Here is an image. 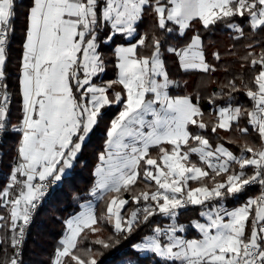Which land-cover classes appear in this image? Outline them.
Instances as JSON below:
<instances>
[{"label":"snow or ice","instance_id":"obj_1","mask_svg":"<svg viewBox=\"0 0 264 264\" xmlns=\"http://www.w3.org/2000/svg\"><path fill=\"white\" fill-rule=\"evenodd\" d=\"M20 7L23 12L17 0H0V137L9 131L15 21L22 16L24 22L17 77L22 115L11 126L19 140L0 186V208L7 212L0 227L10 233L12 250L3 264H23L21 245L33 213L50 185L70 178L104 109L113 105L120 110L106 126L94 172L95 190L112 195L99 218L89 206L67 221L51 264H98V251L79 245L86 230L101 232V223L112 234L92 243L104 249L150 226V234L131 247L161 264H264V0H28ZM145 16L151 28L140 34ZM195 25L204 31L222 25L233 41L250 39L240 57L248 79L238 86L234 75L213 93L210 104L224 96L229 103L216 108L211 126L199 98L194 103L169 94L174 81L163 58L174 55L185 72L217 70ZM118 37L125 41L111 48L118 76L96 83L106 70L102 48ZM173 38L184 39L183 46L165 47ZM212 56L221 60L218 51ZM117 85L121 90L112 91ZM241 91L250 107L230 102ZM209 127L212 134L235 131L244 140L240 154L221 143L213 147L205 134ZM252 186H259V195L233 209L225 206ZM129 204L135 207L125 215ZM189 207L199 211L186 228L179 216ZM189 229L197 235L187 238Z\"/></svg>","mask_w":264,"mask_h":264},{"label":"trees","instance_id":"obj_2","mask_svg":"<svg viewBox=\"0 0 264 264\" xmlns=\"http://www.w3.org/2000/svg\"><path fill=\"white\" fill-rule=\"evenodd\" d=\"M21 2L27 4L28 0H17L18 12H23V8L20 7ZM151 23V18L145 16L143 22L138 26V32L143 34L148 31L151 28ZM15 27L16 32L11 42L7 79L8 91L12 96L8 111L9 131L0 139V186H3L7 182L10 166L14 162L15 146L19 140V135L11 131V126L17 125L22 115L17 79L23 40L24 22L22 16H18L16 19ZM194 31H200V34L203 36L207 61L210 64H214L217 70L209 74L195 70L185 72L179 68L177 57L164 53L163 58L166 70L169 78L174 81V84L169 89V93L172 95L189 96L194 103L199 98V106L204 113L203 119L211 126L215 120V108L229 103L227 97L224 96L217 99L215 104H210L209 99L213 96V93H221L224 83L234 75L238 77V86L240 79H244L245 81L248 79L245 72L240 68V57L244 55V45L249 43L250 39H242L239 42L233 41L230 32L222 25L210 31H204L200 29L199 25H195ZM192 34L194 32H189L188 36ZM172 36L175 37L176 33H173ZM118 43H125V41H122L118 37L113 45L102 48V52L107 61L106 70L96 80V83L116 79L115 61L112 57L111 48ZM183 44L184 39L173 38L168 40L165 47L169 45L178 47ZM233 45L235 46L233 47ZM229 50H231L232 54H228ZM141 51L145 52L146 50L142 49ZM217 51L221 55L220 61H215L212 56V53ZM225 69L228 71L226 72ZM120 90L121 87L117 85L112 91ZM230 102L243 105L244 107H250V102L244 96L243 91L236 93ZM119 110V105H113L104 109L103 117L99 125L90 135L84 151L74 162V167L69 170L68 174L70 178L62 179L61 182L55 184L49 195L41 200L38 208L33 213L32 222L25 232L24 242L21 245L22 254L20 258L23 264H51L55 250L59 246V241L66 229L67 219L80 209L82 203L91 198L95 179L94 168L98 162V154L103 149L106 126L117 115ZM244 123V121H241V126ZM205 134L212 145L220 142L235 154L240 152V146L244 143V140L235 131L225 132L220 130L218 134H212L209 127ZM228 140H232L233 142L228 143ZM254 142L259 143L258 141ZM151 151V155L158 154V150L155 148ZM190 183L192 186L196 185L195 183ZM143 188L144 186L141 184L137 190ZM259 191V186H252L240 199H231L225 203L229 206L237 205L245 201L249 196L259 195ZM111 195V193L105 194L101 199L97 200L95 215L98 218L105 212L107 201ZM125 198H128L127 194H125ZM134 207L135 205L133 204L127 205L124 214L127 215ZM198 211L199 209L196 207H189L183 210L179 216V221L188 224L190 220L197 218ZM0 215H7L6 210L0 208ZM159 220L160 218L157 217L153 221V224ZM99 226L103 230L96 234H92L86 230L82 234V242L79 245L80 249L92 248L94 252L98 251L99 254L95 257L98 264H161L159 258L152 256L150 253H134L131 247L132 244L141 241L145 235L150 234V226L141 227L129 239H120L118 244L114 239L112 241L113 246L108 249L92 243L97 236L107 239L112 234V228L107 223H101ZM193 234L196 233L194 232ZM9 235L10 233L6 228L0 227V264H3L7 257L12 254V250L7 243Z\"/></svg>","mask_w":264,"mask_h":264},{"label":"crops","instance_id":"obj_3","mask_svg":"<svg viewBox=\"0 0 264 264\" xmlns=\"http://www.w3.org/2000/svg\"><path fill=\"white\" fill-rule=\"evenodd\" d=\"M118 44H121V43H118ZM183 45H181V46H178V47H182ZM117 76H118V72H117V69H116V78H117ZM170 94V93H169ZM171 96H173V97H179V96H185V95H172V94H170ZM219 106H217L216 108H218ZM216 108H215V110H216ZM119 112V111H118ZM118 114V113H117ZM218 143H220V142H218ZM217 144V143H216ZM216 144L215 145H212L213 147H215L216 146ZM222 144V143H221ZM225 146V145H224ZM226 147V146H225ZM228 148V147H227ZM229 149V148H228ZM230 150V149H229ZM231 151V150H230ZM152 152V151H151ZM235 154V153H234ZM240 154V152L238 153V154H235V155H239ZM153 157H155V156H157V155H152ZM193 160H197L198 158H197V156L194 154L192 157H191ZM15 162V161H14ZM13 162V163H14ZM99 162V161H98ZM98 162L96 163V165L98 164ZM96 165H95V167H96ZM94 172H95V168H94ZM94 177H95V179H94V186H93V189H92V192H97L98 190H95V184H96V180H97V177L94 175ZM195 186H197V185H193L192 187H195ZM98 193H99V196H98V198L93 202V212H94V214H95V205H96V202H97V200H99V199H101L105 194H103V193H101L100 191H98ZM249 197H254V196H249ZM91 198H92V195H91ZM91 198H90V200H91ZM248 198V197H247ZM246 198V199H247ZM245 199V200H246ZM90 200H88V201H85L84 203H87V202H89ZM92 202V201H91ZM245 201H243V202H241V203H239V204H237V205H233V206H229V205H226V203H225V206L227 207V208H229V209H233V208H235V207H238V206H240V205H242L243 203H244ZM83 204V203H82ZM73 215H75V214H73ZM72 215V216H73ZM183 224H185V223H183ZM187 226H188V224H185V227L187 228ZM194 233V231L193 230H191V229H189L184 235L187 237V238H193V237H195L197 234H193ZM140 242H142V240L141 241H139V242H137V243H140ZM141 254H148V253H141Z\"/></svg>","mask_w":264,"mask_h":264},{"label":"rangeland","instance_id":"obj_4","mask_svg":"<svg viewBox=\"0 0 264 264\" xmlns=\"http://www.w3.org/2000/svg\"><path fill=\"white\" fill-rule=\"evenodd\" d=\"M53 186H54V185H53ZM98 196H99L98 191L95 192V194H93V192H92V198H91V200H90L89 202H87V203H83V204L81 205L80 209L75 213V215L69 217V218L67 219V221H68L69 219L73 218L74 216H76V215H77L78 213H80L81 211H83V210H85L86 208H88L89 206H91V208H92V210H93V202L98 198ZM91 201H92V202H91ZM39 204H40V203H39ZM67 221H66V228H67ZM65 235H66V229H65V231H64V233H63L61 239H62Z\"/></svg>","mask_w":264,"mask_h":264},{"label":"built area","instance_id":"obj_5","mask_svg":"<svg viewBox=\"0 0 264 264\" xmlns=\"http://www.w3.org/2000/svg\"><path fill=\"white\" fill-rule=\"evenodd\" d=\"M10 98H12L11 94H10ZM0 139H1V137H0ZM52 187H53V185H50V186L48 187L47 192H46V195H45L43 198H46V197L49 195V193H50ZM40 202H41V201H40Z\"/></svg>","mask_w":264,"mask_h":264}]
</instances>
